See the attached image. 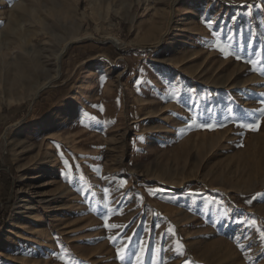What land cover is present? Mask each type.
I'll return each instance as SVG.
<instances>
[{"label": "rangeland", "instance_id": "374dc122", "mask_svg": "<svg viewBox=\"0 0 264 264\" xmlns=\"http://www.w3.org/2000/svg\"><path fill=\"white\" fill-rule=\"evenodd\" d=\"M262 233L264 0H0V264H264Z\"/></svg>", "mask_w": 264, "mask_h": 264}, {"label": "snow or ice", "instance_id": "6c2138e0", "mask_svg": "<svg viewBox=\"0 0 264 264\" xmlns=\"http://www.w3.org/2000/svg\"><path fill=\"white\" fill-rule=\"evenodd\" d=\"M109 227H118L117 225H110ZM264 235V233H262Z\"/></svg>", "mask_w": 264, "mask_h": 264}]
</instances>
